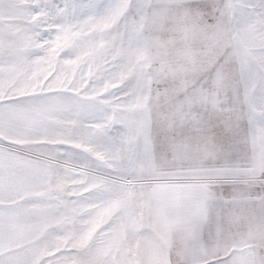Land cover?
Wrapping results in <instances>:
<instances>
[{
  "label": "snow or ice",
  "instance_id": "1",
  "mask_svg": "<svg viewBox=\"0 0 264 264\" xmlns=\"http://www.w3.org/2000/svg\"><path fill=\"white\" fill-rule=\"evenodd\" d=\"M0 264H264V0H0Z\"/></svg>",
  "mask_w": 264,
  "mask_h": 264
}]
</instances>
